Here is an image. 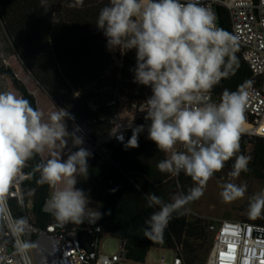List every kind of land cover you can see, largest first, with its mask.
I'll return each instance as SVG.
<instances>
[{
  "label": "clouds",
  "instance_id": "obj_1",
  "mask_svg": "<svg viewBox=\"0 0 264 264\" xmlns=\"http://www.w3.org/2000/svg\"><path fill=\"white\" fill-rule=\"evenodd\" d=\"M95 26L110 51H135L133 82L151 90L145 100L147 138L165 154L158 170L173 176L183 172L195 182L167 201L155 192L144 193L146 206L156 210L144 221L143 234L162 241L174 216L187 213V206L203 196L208 181L227 161L235 157L228 173L232 178L248 170L250 157L238 153L254 82L223 90L218 103L212 100L213 88L239 65V37L218 26L216 12L203 0H109ZM117 130L114 125L111 134ZM144 131V125L134 128L125 148H138ZM79 132L67 108L55 106L45 117L22 94L0 91V264H28L36 247L33 225L27 216L14 215L9 203L14 190H19L18 207L35 195L34 188L23 187L25 181L53 189L45 207L61 227L95 224L111 214L90 207L89 193L77 187L81 178H88L92 157ZM45 154L46 159L25 172L30 161ZM221 189L225 203L244 198L247 191L234 182L223 183ZM248 211L252 218L264 213V192L249 198Z\"/></svg>",
  "mask_w": 264,
  "mask_h": 264
},
{
  "label": "trees",
  "instance_id": "obj_2",
  "mask_svg": "<svg viewBox=\"0 0 264 264\" xmlns=\"http://www.w3.org/2000/svg\"><path fill=\"white\" fill-rule=\"evenodd\" d=\"M108 3L109 0H0L3 25L23 67L39 89L67 109L86 116L98 132L105 130L107 125L95 124L96 115L85 110L83 102L96 98L95 89L99 82L94 87L92 84L98 81L112 62L106 38L95 26L100 9ZM217 13L220 27L233 33L228 10L220 6ZM236 55L239 65L217 87L219 99L223 90L236 91L247 80L264 87V79L256 77L244 60L240 44ZM130 69L127 70L129 76L134 74ZM0 75L9 77L19 93L37 108L34 93L14 69L0 65ZM75 90L84 91L82 99L73 100ZM138 90L144 96L151 95L148 87L141 85ZM147 135L143 132L139 135L138 148L126 149L127 143L114 148L112 162L98 154L92 155L88 161V178H81L77 187L89 193L92 203H99L102 213L111 211L110 215H103L99 223L103 233L108 232L125 244L129 261L145 263L153 248L174 250L176 245H180L187 264H206L215 240L209 230L211 219L187 211L183 216H174L162 241L149 240L143 234L144 221L156 210L146 206L144 193L155 192L167 201L172 194L187 192L195 186L191 177L184 174L181 175L182 184L178 186L173 175L158 170L157 164L165 156L155 150V143ZM131 136L132 133L129 139ZM240 146L238 154L249 153L248 167L264 171V139L253 142L247 137H240ZM227 162L234 164L235 157ZM36 163L37 157L29 162L25 172ZM130 178L144 193L137 189ZM216 178L222 180L221 176ZM28 187L35 189V195L27 199L33 202L34 221L40 226L55 222L52 215L45 211L51 188L38 186L34 180L27 181L25 188ZM114 188L118 190L113 193L110 190ZM243 220L264 224L247 216Z\"/></svg>",
  "mask_w": 264,
  "mask_h": 264
},
{
  "label": "built area",
  "instance_id": "obj_3",
  "mask_svg": "<svg viewBox=\"0 0 264 264\" xmlns=\"http://www.w3.org/2000/svg\"><path fill=\"white\" fill-rule=\"evenodd\" d=\"M203 3L216 12L218 26H220L218 7L228 10L233 34L239 37V44L243 47L244 60L256 77L264 79V0H203ZM111 54L110 66L98 81L92 84L94 87L99 82L95 89L96 98L83 102L84 109L96 115L94 123L107 125L106 129L98 132L97 127L92 125V121L86 119V116L78 111L68 110L74 117L75 126L80 129L78 135L83 137L84 147L92 155L98 154L112 162L114 148L124 146L132 130L139 125H144L143 133H147L146 129L150 122L144 119L147 96L139 92L138 86L141 85L133 82L134 74L130 76L127 74V70L133 69L136 65L132 61L135 51L122 54L119 50H114ZM222 81L210 93L212 100L217 103L219 97L216 90ZM149 91L151 93L150 88ZM77 92L78 98L74 96ZM251 92L241 137L257 142L264 139V87L253 84ZM74 93L72 98L76 101L84 96L82 90H75ZM39 94L49 98L52 103V106H44L41 98H37L38 94L34 93L37 108L45 113V117L55 110V106L66 108L54 98L46 96L42 90ZM114 125L118 130L111 134ZM68 129L73 130L72 121L68 122ZM120 136L123 137L122 140L117 138ZM155 150L159 151L156 145ZM161 153L165 156L163 152ZM247 156L249 157L248 152ZM46 158L47 154L43 157L37 156L38 162ZM182 174L184 173L174 176L178 186L182 184ZM26 183L27 181L23 184L24 188ZM51 193L52 189L50 195ZM18 195L19 190H14L9 196L13 214L27 216L34 229L31 239L36 247L30 254L28 264H121L128 260L123 242L122 250L118 254L107 256L101 252L103 229L99 221L95 224L85 222L84 226L68 224L61 227L56 222L40 226L34 221L29 210L33 202L26 199L24 206L18 207ZM220 202L224 201L220 199L216 206ZM187 208L192 215L212 220L209 230L215 234V240L206 264H264V224L243 219H220L223 212L210 215L196 207L194 203H190ZM45 211L49 212L46 207ZM173 251L175 256L171 263L167 262L164 255L159 263L154 264H187L180 245H176Z\"/></svg>",
  "mask_w": 264,
  "mask_h": 264
},
{
  "label": "rangeland",
  "instance_id": "obj_4",
  "mask_svg": "<svg viewBox=\"0 0 264 264\" xmlns=\"http://www.w3.org/2000/svg\"><path fill=\"white\" fill-rule=\"evenodd\" d=\"M0 65L14 69L18 77L25 83L27 82L22 77V75H23V72H27L28 74L29 72L27 69L23 67L20 61V58L17 55L13 42L3 25L1 17H0ZM29 76L32 80V83L27 82L26 84L29 86V89L33 93L39 94L40 89L37 83L35 82V80L30 74ZM5 90L15 91L19 93L13 81L9 77L0 75V91H5ZM40 98L44 106H52V103L49 98L43 95H41ZM230 170H231L230 168L224 167L220 172L215 173L213 177L208 181L205 190L211 189L213 186H218L220 184L227 182L225 179L228 176V173L230 172ZM218 176H221L222 180H218L216 178ZM253 180H254V184L252 187L253 195H256L260 192H264V179L258 177L257 175H253ZM249 198H250V195L249 193L246 192L244 198L238 199L232 203H229V204L226 203L225 205V202L224 203L220 202L219 205L224 206L225 209L219 218L220 219H243L245 216L250 217L248 210H244V211L241 210V208L249 201ZM196 201L193 203L196 204ZM90 207L99 208L100 210L99 203L97 202H93L90 205ZM29 210L33 212V205L30 206ZM253 219L262 222L264 219V213H262L259 217L253 218ZM100 248H101V252H103L107 256H112L114 254H118L119 252H121L122 243L120 239L113 237L108 232H104L102 234V241H101ZM164 255L167 258V262L171 263L174 259L175 253L173 250H170V249L156 247L150 251L145 263H136V262L127 260V261L122 262L121 264H154L157 262L159 263Z\"/></svg>",
  "mask_w": 264,
  "mask_h": 264
},
{
  "label": "bare ground",
  "instance_id": "obj_5",
  "mask_svg": "<svg viewBox=\"0 0 264 264\" xmlns=\"http://www.w3.org/2000/svg\"><path fill=\"white\" fill-rule=\"evenodd\" d=\"M132 61L136 63V57L134 56L132 58ZM22 77L27 81L31 82L32 80L27 72H23ZM26 82V83H27ZM40 97V94L37 95V98ZM221 185L213 186L211 189L205 190L203 196L196 201V204H194L196 207H199L203 210H205L210 215H216L218 213H221L224 211V206H216L218 204V201L221 198L220 192H221ZM226 204V203H225ZM229 204V203H227Z\"/></svg>",
  "mask_w": 264,
  "mask_h": 264
},
{
  "label": "flooded vegetation",
  "instance_id": "obj_6",
  "mask_svg": "<svg viewBox=\"0 0 264 264\" xmlns=\"http://www.w3.org/2000/svg\"><path fill=\"white\" fill-rule=\"evenodd\" d=\"M232 163L230 162H226L225 163V167L226 168H232ZM256 168V167H254ZM261 170V169H259ZM262 172H264L263 170H261ZM253 175H257L258 177L264 179V176L261 175V173L257 170H253V169H248L246 171V173L242 172L241 175L238 177V178H232L230 177L229 175L226 177V181L227 182H234V183H237V184H242V185H245L246 187H248L249 185H251V187L248 188V190L246 191L247 193H250L252 191V187H253V184H254V180H253ZM264 222V219L263 221Z\"/></svg>",
  "mask_w": 264,
  "mask_h": 264
},
{
  "label": "water",
  "instance_id": "obj_7",
  "mask_svg": "<svg viewBox=\"0 0 264 264\" xmlns=\"http://www.w3.org/2000/svg\"><path fill=\"white\" fill-rule=\"evenodd\" d=\"M248 169H253V170H257V171H259L260 173H261V175L262 176H264V172H262L261 170H259L258 168H254V167H248ZM130 180L137 186V184L130 178ZM249 187H251V185H249L248 187H246L247 188V190H248V188ZM139 189H140V191H142V193H144V191L139 187ZM249 195H250V197L251 196H253V192L251 191L250 193H249ZM248 203H249V201L241 208V210L242 211H244V210H248ZM79 226H84V223L83 224H81V225H79Z\"/></svg>",
  "mask_w": 264,
  "mask_h": 264
},
{
  "label": "crops",
  "instance_id": "obj_8",
  "mask_svg": "<svg viewBox=\"0 0 264 264\" xmlns=\"http://www.w3.org/2000/svg\"><path fill=\"white\" fill-rule=\"evenodd\" d=\"M224 203V202H223ZM226 205V204H225Z\"/></svg>",
  "mask_w": 264,
  "mask_h": 264
}]
</instances>
